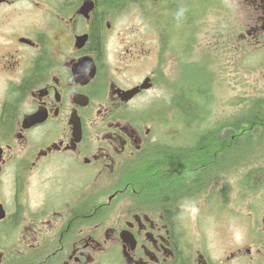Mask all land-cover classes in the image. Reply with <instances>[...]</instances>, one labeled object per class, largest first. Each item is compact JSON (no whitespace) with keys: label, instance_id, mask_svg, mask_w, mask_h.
<instances>
[{"label":"flooded vegetation","instance_id":"flooded-vegetation-1","mask_svg":"<svg viewBox=\"0 0 264 264\" xmlns=\"http://www.w3.org/2000/svg\"><path fill=\"white\" fill-rule=\"evenodd\" d=\"M187 2L0 0V264H264V186L253 234L229 238L217 256L199 234L214 211L202 222L199 204L192 217L184 209L201 197L202 212L226 211L212 189L231 182L229 170L171 204L135 189V164L158 143L137 110L173 45L160 27L180 25L179 58H198L200 11ZM224 3L222 41L264 52V0ZM136 17L149 34L158 26L155 42L120 31ZM153 50L161 60L135 80Z\"/></svg>","mask_w":264,"mask_h":264},{"label":"rangeland","instance_id":"rangeland-1","mask_svg":"<svg viewBox=\"0 0 264 264\" xmlns=\"http://www.w3.org/2000/svg\"><path fill=\"white\" fill-rule=\"evenodd\" d=\"M219 1L221 5L218 2L210 4L209 1L203 0H188L187 4H182L183 10H187L189 6L188 11H200L198 23L199 42L196 44L199 50L198 58L189 57L187 53H181V59L179 58L175 37L178 35L176 30L180 25L176 24L175 21L167 22L166 31L159 26L162 33L173 37L171 42L173 45L170 49L169 46L166 47V55L163 58L164 66H162L163 72L158 78L157 85L139 100L141 103L139 104V110H137L140 117L154 124V134L158 143L167 145L185 144L196 134L201 133L204 127H209V124L201 123L204 113L208 110L207 116L210 119V124H215L228 116H235L234 114L241 107V101L264 98V52L259 51L255 46L246 47V49L240 51L235 49L233 52L232 50L235 48L233 45L225 47L221 39L223 36L222 27L226 20L231 21V18H228L229 13H227L231 4L229 6L224 3V0ZM231 13L234 17L232 8ZM157 15L154 18L160 17ZM192 17L191 12H189L186 19ZM154 21L152 24L155 25ZM157 27H155V30L150 29L149 34V28L144 26L139 17H136L131 28H121L120 31L126 33L130 30V33L133 31L134 36H139L142 40H147V37H150L152 42H155L156 35H159ZM185 27H187L186 23ZM212 37H216V40L214 41ZM218 42L221 45L214 44ZM152 52L153 54L146 60L144 59L136 64L135 80L157 63L159 54L157 57L154 55L155 50ZM158 60L161 59L158 58ZM205 60L208 62L203 65ZM207 68H209V71L206 70ZM200 70H206L208 75L204 76L208 78V81L210 80L208 91L204 89L201 91L202 94L200 93V96L204 97L203 100L196 95V93L199 94V86L203 83H200V77H198L200 74L196 73ZM181 96L185 100L188 99L189 104L197 105L196 118L199 117L198 123L186 122L182 112L176 107L174 102L176 99L180 102ZM243 165L245 167H242ZM263 165L264 155L260 159L259 156L257 158L254 156L245 157L235 165L239 167L234 169V173L229 172L230 176L226 179L230 178V183L226 186H222V184L213 186L214 197H218L216 199L217 204H222L219 203V200L226 197L227 202L224 205L226 211L215 209L214 204H211L213 206L211 210L207 209L202 212L201 206L207 204H201V197L194 204L189 203V206L184 209V217H192V214L195 213L194 207L199 204L200 214L204 215L201 218L202 222L206 218L213 219L211 214L214 211L215 220H205L203 224L205 229L199 227L201 229L199 234L209 238V243L213 247L216 256L228 248L229 240L232 237L242 234L241 238H249V234H253L251 230L258 226L259 190L253 195H248L241 187V181L247 172L259 169ZM221 192L226 196H223ZM242 195L248 196L249 199L245 202H239V197ZM239 216L244 223H239ZM218 220H224L225 222L219 224ZM245 227L247 231H244Z\"/></svg>","mask_w":264,"mask_h":264},{"label":"trees","instance_id":"trees-1","mask_svg":"<svg viewBox=\"0 0 264 264\" xmlns=\"http://www.w3.org/2000/svg\"><path fill=\"white\" fill-rule=\"evenodd\" d=\"M97 42V33L94 32L92 44L96 46ZM225 45H229V42ZM207 62L205 60L203 65ZM206 70L196 72L200 74V83L203 82L199 86V94L196 93L201 100L204 98L200 96L201 91H208L210 86V80L204 76L208 75ZM180 99V102L176 99L174 103L186 122L198 123L197 105L189 104L188 99L182 96ZM208 112L204 113L201 123L209 124V127H204L188 144L157 143L136 162L135 189L141 197H148L163 205L171 204L170 199L204 189V180H212L228 170L234 173V169L239 167L235 165L243 158L259 156L260 159L264 155V98L241 101L235 116H228L215 124H210ZM263 186L264 165L247 172L241 181V187L248 195H253Z\"/></svg>","mask_w":264,"mask_h":264},{"label":"water","instance_id":"water-1","mask_svg":"<svg viewBox=\"0 0 264 264\" xmlns=\"http://www.w3.org/2000/svg\"><path fill=\"white\" fill-rule=\"evenodd\" d=\"M146 88L144 85L140 87V89ZM138 91V89L132 90L131 91V95H133L134 93H136Z\"/></svg>","mask_w":264,"mask_h":264}]
</instances>
